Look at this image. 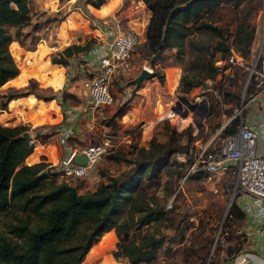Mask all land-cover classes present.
<instances>
[{
    "label": "rangeland",
    "instance_id": "obj_1",
    "mask_svg": "<svg viewBox=\"0 0 264 264\" xmlns=\"http://www.w3.org/2000/svg\"><path fill=\"white\" fill-rule=\"evenodd\" d=\"M104 1L96 9L88 0H29L30 20L24 24L19 41L9 47L18 75L14 81L0 86V101L6 94H11L8 103L22 100L24 104H16L19 105L18 112L8 110L7 100L0 105V124H22L25 127L23 131H27V138L32 141L33 152L23 159L24 164L47 163L57 172L56 181L63 179L82 193L97 188L109 176L127 170L142 157L140 148L155 149L150 141L162 144L160 152L152 154L153 157L164 154L167 164L157 177L143 178L140 183L143 187L141 194L144 193L146 198L156 196L166 211L163 221L155 228L150 227L161 236L162 243L152 261L140 264H226L235 252L243 250L244 244L264 242L263 235L254 229L247 232L242 226V217L228 216L233 198L224 184L232 180V173L208 175L196 166L185 175L191 164L187 151L191 147L203 146L208 140L214 146L218 145L220 127L234 116L236 109L244 106L252 93L253 87L250 83L245 85V80L258 50L257 60L264 51V38H261L264 0H244L236 7L231 2H221L210 13L201 16V21L231 30L236 24L237 11L248 12L247 19L253 27L249 55L240 64L225 68V60L213 51L216 40L213 32L194 30L183 39L180 53L176 47H171L157 54H148L142 38L150 12L144 3L141 0ZM111 15L121 18V29L133 28L140 37L131 51V69L111 77L112 102L92 110L80 87V80L89 75L91 59L88 50L63 57L62 63L51 64L50 58H58L53 53L72 43L82 45L88 42V48H91L101 36L97 24L102 25ZM39 44L51 50L46 48L48 52L36 59L39 64L31 66L28 71L24 54L36 51ZM198 50L202 51L204 60H211L217 67L212 79L204 78V71L198 72L192 67ZM82 56L86 59L83 60ZM234 56L240 58L236 53ZM143 65L151 70L152 75L135 87L131 79ZM45 67L49 72H42ZM255 67L258 68L257 63ZM182 74L188 80H196L198 85L183 92L178 87ZM158 76L162 77L161 81ZM57 89L61 91L57 92ZM64 92L75 94L82 106L80 113L84 115L82 117L79 113L81 134L69 138L71 146L78 148L108 139V151L93 165L85 179L60 177L57 168L65 151L63 144L55 139L56 124L49 118L52 108L45 110V120L39 119L31 109L37 103L52 105V97L63 105ZM177 95L184 96L189 102H197L196 107L192 111L187 109L186 114L180 116L185 105L181 102L175 104ZM27 100L29 104H25ZM202 100L203 106L200 104ZM171 106L177 112L170 110ZM241 111L244 112V107ZM39 121L45 122L37 126L35 123ZM10 219L7 212H0V231ZM110 231L112 233L98 237L81 264H127L123 258L112 256L116 236L113 229Z\"/></svg>",
    "mask_w": 264,
    "mask_h": 264
},
{
    "label": "trees",
    "instance_id": "obj_2",
    "mask_svg": "<svg viewBox=\"0 0 264 264\" xmlns=\"http://www.w3.org/2000/svg\"><path fill=\"white\" fill-rule=\"evenodd\" d=\"M141 1L150 12L142 43L146 53L157 54L171 47H176L180 53L183 39L188 34L205 29L215 36L212 47L225 60L223 68L233 66L228 62L231 54L236 53L241 60L248 57L253 37L248 12L237 11L236 24L231 30L201 21L202 15L210 13L221 2H231L236 7L244 0ZM88 2L96 9L105 3L104 0ZM29 20V0H0V86L18 75L9 47L19 41L24 24ZM11 29H14L13 33ZM88 47V42L65 45L53 53L58 58L52 56L50 62L62 63L63 57H71ZM198 52L192 67L198 72L204 71V78L212 79L217 67L211 60L201 57V50ZM260 61L264 64V51L258 57V67ZM158 80L162 77L158 76ZM247 83L252 86L251 78ZM196 85V80H188L184 74L179 78L178 87L183 92ZM10 95L4 96L1 106L6 100L8 103ZM237 123L236 116L230 118L218 136L234 132ZM24 129L22 124H0V212L11 215L4 223V230L0 231V264H81L93 243L101 234L112 233L110 229L116 236L115 247L111 250L114 258H123L127 264L152 261L162 238L150 227L155 228L161 223L166 211L156 196L146 198L144 193L141 194L140 183L143 178L157 177L167 164L164 154L153 157L163 145L150 141L155 149L140 148L142 157L127 170L109 176L97 188L82 193L63 179L56 181L57 172L49 164L42 161L23 163V159L33 152L29 139L20 135ZM228 216L242 217L234 200Z\"/></svg>",
    "mask_w": 264,
    "mask_h": 264
},
{
    "label": "built area",
    "instance_id": "obj_3",
    "mask_svg": "<svg viewBox=\"0 0 264 264\" xmlns=\"http://www.w3.org/2000/svg\"><path fill=\"white\" fill-rule=\"evenodd\" d=\"M261 20V38L263 39L264 16ZM99 27L105 31V36H99L98 42L88 49L87 53L91 59L89 75L80 80V87L86 96L88 107L92 110L112 102L113 97L109 88L111 77L116 73H125L131 69V51L139 42L135 31L130 28L121 29V18L119 17L111 15ZM256 57L257 55L247 72L246 84L251 78L253 87L248 98L253 99L259 96L264 101V68L262 65L255 67ZM241 61L234 54L228 58V62L232 65L240 64ZM142 68L151 71L144 65ZM244 106H240L234 112V116L237 115L238 118L236 130L221 137L218 145L212 146L206 143L201 147L188 149L187 154L191 164L185 175L196 166L208 175L224 174L229 171L233 178L225 182L226 190L231 192L233 199L240 193L251 196L256 207L254 217L261 219L264 217V208L261 206L264 202V155L255 151L257 134L254 126L242 120L241 110ZM70 137L71 132L65 130L59 142L65 146ZM28 142L32 144L31 139ZM108 145V139H105L98 143L67 149L57 168L60 177L73 180L87 178L93 165L108 151ZM75 154L83 155L84 162L81 164L73 162L72 157ZM245 210L250 211L248 206ZM261 231L264 238V229ZM250 258L251 254L248 251L238 250L226 264H249Z\"/></svg>",
    "mask_w": 264,
    "mask_h": 264
},
{
    "label": "crops",
    "instance_id": "obj_4",
    "mask_svg": "<svg viewBox=\"0 0 264 264\" xmlns=\"http://www.w3.org/2000/svg\"><path fill=\"white\" fill-rule=\"evenodd\" d=\"M96 27L99 29L101 36H105V31H103V29H101L98 24ZM142 39H144V31H143ZM46 48L50 49L48 46L44 44H39L36 51H29V52H26V54H24L25 55L24 57L26 58L28 62V66L25 68H27L28 71L30 70L29 68L31 66L37 65V63L39 64V62L36 61V59L39 60L42 56H44L48 52L46 51ZM45 71L49 72V70H47L46 68H43L42 72H45ZM6 84H9V81ZM6 84H4L3 86H5ZM56 91L59 92L61 91V89H57ZM63 95L65 98V103L63 105H59L58 102H56L54 98L52 97L51 100L54 102V103L52 102V105H54V109L51 103H48V104L43 103L42 105L37 103L36 106L31 105L32 112L33 113L36 112V116L39 119L41 118L42 120L46 119L45 110H47L48 108H52L51 116H49V118L51 121H54L52 123L56 124L57 131L55 133V136H57V138L55 137V139L58 141L61 137V134H63L65 130L66 131L69 130L71 132V137H78L81 134V129L79 126L78 119H80L79 118L80 115H82V117L84 116L82 112L80 113L82 106L78 98L75 96V94L71 92H68V93L64 92ZM48 100H45V102H47ZM16 102H19V103H16ZM22 102L24 104V101L22 100H18V101L12 100L10 103H8V110L18 112L17 107L19 105H23ZM28 102L29 100H27L25 104H29ZM16 104H19V105H16ZM26 112H29V111H26ZM57 113L59 115L58 119H57ZM242 120L244 123L254 126L256 134H257L256 139H255V151L259 154L264 155V101L259 96L253 99L247 98L246 104L244 106V112H242ZM43 122L45 121H41V122L39 121L35 124L37 126H41V123ZM207 143L214 146L211 140H208ZM63 147H64L65 153L67 149L73 148L69 141H67L66 145ZM233 200L236 206L242 212L241 220H242L243 228L247 232H250L251 229H254L257 232L261 233L262 231L260 230V228H261L262 222L264 221V217L261 219L254 217V212H255L256 207H255V204H253L252 202V197L245 193H240ZM247 206L249 207L250 211L245 210ZM261 206H263L264 208V202L261 204ZM242 249H245L251 254L249 264H264V242L257 241L251 244L246 243L242 246Z\"/></svg>",
    "mask_w": 264,
    "mask_h": 264
},
{
    "label": "water",
    "instance_id": "obj_5",
    "mask_svg": "<svg viewBox=\"0 0 264 264\" xmlns=\"http://www.w3.org/2000/svg\"><path fill=\"white\" fill-rule=\"evenodd\" d=\"M191 1H194V0H188L186 3L191 2ZM259 51H260V50H258L257 55L259 54ZM151 75H152V72H151V71H148V70H146L145 68H142V69H140L139 72H138V73H137V74L131 79V83H133L134 86L137 87L138 84H139V82H140L141 80L146 79V78L150 77ZM247 77H248V76H246L245 84H246V81H247ZM176 98H177V101L175 102L176 105H179L180 102L183 103V104L185 105V108H184V110L180 113V116L185 115L186 112H187V109L190 110V111H192V110L196 107V105H197V102H189L184 96L177 95ZM200 104H201V106H203V104H204V100L200 101ZM170 110H172L173 112H177V109L174 108V107H172V106L170 107ZM198 117H199V118H202V115H199ZM229 120H230V119H229ZM229 120H228V121H229ZM228 121H227V122H228ZM227 122H226L225 124H227ZM225 124H224V125H225ZM224 125H222V126L220 127V129H221ZM20 135H21L22 137H25V138L28 137V133H27V131H23V132H21ZM72 160H73V162H75V163L81 164V163L84 162V156L81 155V154H75V155H73ZM262 229H264V221H263L262 224H261V228H260V230H262Z\"/></svg>",
    "mask_w": 264,
    "mask_h": 264
},
{
    "label": "bare ground",
    "instance_id": "obj_6",
    "mask_svg": "<svg viewBox=\"0 0 264 264\" xmlns=\"http://www.w3.org/2000/svg\"><path fill=\"white\" fill-rule=\"evenodd\" d=\"M111 13H112V12H111ZM111 13H110V14H111ZM110 14H109V15H110ZM123 21L125 22V20H124V19H123ZM129 28H130V27H129ZM130 29H132L133 31H135V32H136V30H135V29H133V28H130ZM136 33H137L138 37H140V35L138 34V32H136Z\"/></svg>",
    "mask_w": 264,
    "mask_h": 264
}]
</instances>
